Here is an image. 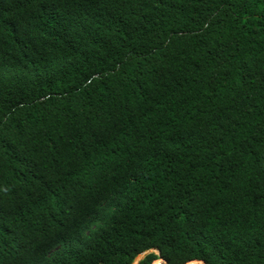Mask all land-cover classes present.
Wrapping results in <instances>:
<instances>
[{"label": "trees", "instance_id": "obj_1", "mask_svg": "<svg viewBox=\"0 0 264 264\" xmlns=\"http://www.w3.org/2000/svg\"><path fill=\"white\" fill-rule=\"evenodd\" d=\"M264 264V0H0V264Z\"/></svg>", "mask_w": 264, "mask_h": 264}, {"label": "rangeland", "instance_id": "obj_2", "mask_svg": "<svg viewBox=\"0 0 264 264\" xmlns=\"http://www.w3.org/2000/svg\"><path fill=\"white\" fill-rule=\"evenodd\" d=\"M142 256H143V253L138 254V255L135 257V259H134V261L132 262V264H138V261H139V259H140ZM162 264H165V263L163 262Z\"/></svg>", "mask_w": 264, "mask_h": 264}]
</instances>
